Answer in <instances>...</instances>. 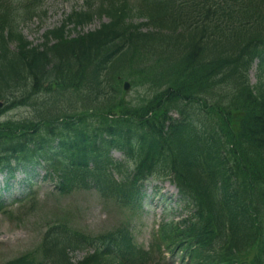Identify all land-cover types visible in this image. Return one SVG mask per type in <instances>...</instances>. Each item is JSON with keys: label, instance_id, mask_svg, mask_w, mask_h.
Listing matches in <instances>:
<instances>
[{"label": "trees", "instance_id": "1", "mask_svg": "<svg viewBox=\"0 0 264 264\" xmlns=\"http://www.w3.org/2000/svg\"><path fill=\"white\" fill-rule=\"evenodd\" d=\"M33 3L0 0V170L39 167L60 195L94 190L130 215L102 235L51 225L41 258L3 264H167L166 251L264 264V0H87L39 46L18 27L16 5L31 15ZM106 15L95 31L66 29ZM125 80L149 94L128 100ZM22 106L33 116L2 119ZM158 178L188 217L163 221L146 249L132 217Z\"/></svg>", "mask_w": 264, "mask_h": 264}, {"label": "rangeland", "instance_id": "2", "mask_svg": "<svg viewBox=\"0 0 264 264\" xmlns=\"http://www.w3.org/2000/svg\"><path fill=\"white\" fill-rule=\"evenodd\" d=\"M86 6V0H36L29 9L18 7L19 31L26 41L34 46L44 43V35L53 28L60 27L66 18L74 10H82ZM30 12V11H29ZM136 16V14H134ZM110 20L109 16H97L92 22L84 26L74 28L73 24L67 26L70 36L78 33L95 31L103 23ZM146 19L134 17V22H145ZM250 71L252 84L260 80L259 68L256 66ZM264 78V77H263ZM149 93L140 84L130 87L127 91V99L139 101ZM33 116L30 107H19L9 110L2 119H17ZM176 117L178 115L175 114ZM117 159L123 160L124 154L113 150ZM35 175V193L27 195L23 180L26 173H18L11 181L10 191L4 190L5 175H0V199L6 204L18 199V203L12 205L7 212L0 214V264L14 260L15 258L29 255L41 258L40 247L47 229L59 222L67 223L79 231L91 235H102L115 228L124 221V215L129 212L119 208L112 201H106L94 191H79L68 196H62L54 191V184L44 180L43 170H38ZM144 209L133 216L134 240L137 244L148 248L152 240V233L160 221L168 219H183L186 215L184 205L179 201L178 191L168 179L158 178L150 180L145 187ZM20 200L22 202H20ZM131 218V216H130ZM86 251L71 253L75 261H80L86 256ZM174 264H181L179 259Z\"/></svg>", "mask_w": 264, "mask_h": 264}, {"label": "water", "instance_id": "3", "mask_svg": "<svg viewBox=\"0 0 264 264\" xmlns=\"http://www.w3.org/2000/svg\"><path fill=\"white\" fill-rule=\"evenodd\" d=\"M129 86H130V84L129 83H126V85H125V88L126 89H128L129 88ZM0 105H2V103L0 102Z\"/></svg>", "mask_w": 264, "mask_h": 264}]
</instances>
